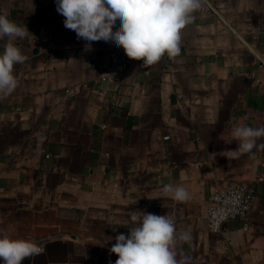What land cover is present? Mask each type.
I'll list each match as a JSON object with an SVG mask.
<instances>
[{
    "label": "crops",
    "instance_id": "0c3cea01",
    "mask_svg": "<svg viewBox=\"0 0 264 264\" xmlns=\"http://www.w3.org/2000/svg\"><path fill=\"white\" fill-rule=\"evenodd\" d=\"M5 11L29 34L15 42L28 57L17 87L0 94V230L44 249L22 264H115L132 210L190 228L177 245L188 264H264V149L220 155L237 149L238 123L264 127V0H206L179 55L121 72L109 65L123 48H86L56 0H0ZM169 183L191 199H171ZM237 184L249 214L212 231L211 195Z\"/></svg>",
    "mask_w": 264,
    "mask_h": 264
},
{
    "label": "clouds",
    "instance_id": "9594fccd",
    "mask_svg": "<svg viewBox=\"0 0 264 264\" xmlns=\"http://www.w3.org/2000/svg\"><path fill=\"white\" fill-rule=\"evenodd\" d=\"M206 0H56V10L64 19V26L76 33L77 39L88 42H113L122 47L132 60L149 66L167 54L179 55L181 30L190 24L193 13L200 10ZM120 26L113 31L117 21ZM29 31L0 14V40L7 37L0 53V94L9 95L17 87L14 65L23 64L28 57L15 43L27 37ZM232 139L238 142L235 150H225L220 155L232 159L251 153L254 148L264 149L257 141L264 137V127H251L238 123L231 131ZM162 191L177 202H188L191 195L182 185L171 183ZM242 193L226 198V203L237 206ZM213 226L224 218V209L211 214ZM129 222L133 225L129 227ZM128 235L115 237L110 252L118 259L115 264H188L189 258L179 257L177 245L191 240V229L177 230V225L168 215H156L140 210L128 212ZM110 239H112L110 237ZM109 239V240H110ZM44 252L43 247L30 239H14L0 230V260L3 264H22Z\"/></svg>",
    "mask_w": 264,
    "mask_h": 264
},
{
    "label": "built area",
    "instance_id": "2783aa9c",
    "mask_svg": "<svg viewBox=\"0 0 264 264\" xmlns=\"http://www.w3.org/2000/svg\"><path fill=\"white\" fill-rule=\"evenodd\" d=\"M136 62H142L137 60L129 59L124 50L123 51H112L110 55L109 69L112 72H121L131 64ZM234 193H242V199L239 204L233 208V205L226 203V198L233 195ZM210 205L207 209L205 218L208 222L209 228L218 232L222 229L223 225L231 219H245L249 214L252 206V196L248 188L243 184H237L229 186L224 189H219L211 195ZM217 209H224V218L213 226L212 212Z\"/></svg>",
    "mask_w": 264,
    "mask_h": 264
}]
</instances>
